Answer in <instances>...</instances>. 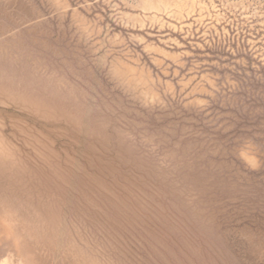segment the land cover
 I'll use <instances>...</instances> for the list:
<instances>
[{"label": "rangeland", "instance_id": "1", "mask_svg": "<svg viewBox=\"0 0 264 264\" xmlns=\"http://www.w3.org/2000/svg\"><path fill=\"white\" fill-rule=\"evenodd\" d=\"M0 264H264V0H0Z\"/></svg>", "mask_w": 264, "mask_h": 264}]
</instances>
